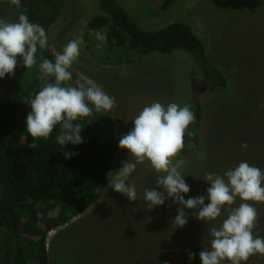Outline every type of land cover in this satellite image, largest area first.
Masks as SVG:
<instances>
[{"label": "rangeland", "instance_id": "1", "mask_svg": "<svg viewBox=\"0 0 264 264\" xmlns=\"http://www.w3.org/2000/svg\"><path fill=\"white\" fill-rule=\"evenodd\" d=\"M55 1L61 17L50 29L46 48L53 56L70 40L82 38L85 25L101 14L99 0ZM113 1L146 31L161 29L175 21L190 24L205 42L210 59L227 76L229 86L218 90L205 86L198 68L183 52L152 53L134 61L103 32L99 34L102 39L96 35L90 50L82 44L70 69L73 79L68 84L76 83V79L82 83L90 79L116 100V107L107 111L118 134L117 150L108 172L119 169L127 159V150L118 147L119 139L133 127L131 121L145 106L157 101L183 106L194 98L203 108L199 131L203 149L187 158L185 170L181 168L190 186L185 199L206 195L208 185L203 180L206 173L223 174L242 161L264 170V0H176L166 11L160 8L163 0ZM22 2L20 9L0 4V18L15 22L20 11L27 12L28 1ZM10 81L6 75L0 87L6 90ZM105 115V111L94 109L91 116L85 117V125L97 131L101 147L110 150V142L114 141L107 143V138L113 135V130L108 127ZM156 178L147 163L137 166L130 177L137 191L134 202L108 188L106 180L94 205L50 231L41 218L54 220L59 207L37 206L34 222L41 231H46L45 264H201L199 253L206 247L200 243L202 236L189 238L187 234H172V230L166 232L175 225L171 213L166 219L164 214L168 207L177 215V205L169 199L151 211L146 208L144 190L155 187ZM239 203L238 199L232 207H238ZM249 203H254L258 211L253 232L264 235V202ZM226 215L208 227H218ZM189 220L204 224L191 215ZM27 237L37 240L32 235ZM2 245L0 264H41L35 254H21L11 244ZM33 247L38 250L37 245ZM189 252L196 254L192 261L188 259ZM247 264H264V255L250 256Z\"/></svg>", "mask_w": 264, "mask_h": 264}, {"label": "clouds", "instance_id": "2", "mask_svg": "<svg viewBox=\"0 0 264 264\" xmlns=\"http://www.w3.org/2000/svg\"><path fill=\"white\" fill-rule=\"evenodd\" d=\"M4 3L17 9L23 6L22 0H0V4ZM82 44V38L72 39L54 54V60L42 59L41 78L51 82L27 102L31 108L25 122L27 133L32 138L48 140L59 125L55 142L63 149L65 159L77 154L65 151L67 145L85 142L77 121L91 116L94 109L107 112L116 107L115 97L90 79L77 86L67 85L73 79L70 69ZM47 47L46 30L31 22L26 11H20L12 23L0 18V79L14 75L18 61L26 70L32 69L38 50ZM131 122L133 127L118 142L120 149L127 150V159L119 169L106 174L108 188L130 202L137 201L136 185L130 182V177L138 165L147 163L157 178L155 187L145 188L144 204L151 211L171 199L177 205V215L172 219L176 228H183L189 215L208 226L227 213L218 227L208 229L210 240L199 253L201 264H247L250 256L264 255V235L253 232L258 211L254 203H249L264 202V170L242 161L223 174L206 173L203 179L208 185L206 195L185 199L190 186L181 171L184 161H175V157L184 149L185 133L195 122L191 105L175 102L164 105L157 101L145 106ZM238 199L239 206L232 207ZM185 209L196 211L188 213ZM195 256L189 252V261Z\"/></svg>", "mask_w": 264, "mask_h": 264}, {"label": "trees", "instance_id": "3", "mask_svg": "<svg viewBox=\"0 0 264 264\" xmlns=\"http://www.w3.org/2000/svg\"><path fill=\"white\" fill-rule=\"evenodd\" d=\"M27 1L26 13L29 20L40 24L46 30L49 40L51 27L61 17L59 4L55 0ZM175 1L163 0L161 10H168ZM99 7L101 14L90 20L82 31L83 46L87 51L91 49L96 35L103 32L108 40L122 49L123 53H128L134 61L152 53L165 55L183 52L198 68L201 82L205 86L212 90L226 89L229 86L227 76L208 56L205 42L187 22L175 21L161 29L146 31L115 1L99 0ZM36 55L37 63L32 69L26 70L18 61L7 89L0 87V244H11L21 254H35L39 262L45 264L46 231H41L34 222L37 206L47 204L50 209L59 207L58 216L54 220L41 218L47 231H50L94 205L106 186V174L117 150L118 134L106 112L105 120L113 130V135H108V138L106 136L107 143L114 142H110L112 149H103L102 139L97 131L86 127L85 117L80 119L77 122L81 124V136L85 142L66 146L65 151L77 153L70 159H65L63 149L55 142V136L60 131L59 125L48 140L32 138L26 131V117L31 111L27 102L46 83L51 82V79L41 78L39 65L42 59L54 60L53 54L47 49L38 50ZM74 82L76 83L67 82V85L83 84L79 79ZM188 104L195 115V122L185 133L184 149L175 157L178 161H184L183 170L187 165V158L203 149L199 135L203 108L197 98ZM169 213L173 218L176 216L167 207L165 219ZM185 226L188 229L173 227L166 232L171 233L172 230V234H187L189 238L199 234L202 236L199 237L200 243L208 246L210 228L207 225L188 219ZM28 235L35 236L37 240L31 241ZM34 244L38 246L37 251Z\"/></svg>", "mask_w": 264, "mask_h": 264}]
</instances>
